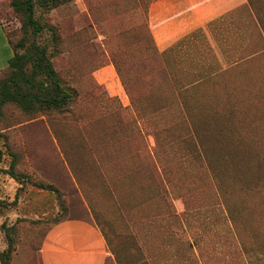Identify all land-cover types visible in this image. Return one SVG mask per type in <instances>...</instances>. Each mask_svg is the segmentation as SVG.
<instances>
[{
  "label": "rangeland",
  "instance_id": "1",
  "mask_svg": "<svg viewBox=\"0 0 264 264\" xmlns=\"http://www.w3.org/2000/svg\"><path fill=\"white\" fill-rule=\"evenodd\" d=\"M157 1L70 0L39 10L55 40L50 31L27 34L11 0H0L16 50L48 45L63 84L77 91L62 109L0 101V253L10 239L11 264H42V238L59 219L104 229L106 264H168L164 199L200 245L195 264H264V182L240 180L254 181L248 167L264 160V34L248 2L161 51L150 26ZM255 1L264 16V0ZM225 51L235 54L232 67ZM193 120L212 131L209 150L241 158L194 155Z\"/></svg>",
  "mask_w": 264,
  "mask_h": 264
},
{
  "label": "trees",
  "instance_id": "2",
  "mask_svg": "<svg viewBox=\"0 0 264 264\" xmlns=\"http://www.w3.org/2000/svg\"><path fill=\"white\" fill-rule=\"evenodd\" d=\"M68 1L70 0H11V6L13 7L14 11L22 18V27L27 34L38 38L40 36H43L46 31H50L52 32L53 38L57 40L58 36L55 26L50 25L45 20L43 21L42 17L40 15H37V12L39 10L49 11L51 9L59 7L62 4L67 3ZM248 2L249 6L255 13L257 24L264 34V16L262 14L263 9L262 7H259L255 0H248ZM215 21L216 20L210 22V24L213 25ZM8 39L10 41V44L12 45L14 54L10 59L8 68L6 69H11L10 74L7 78H5V80H3L0 88L1 103L14 102L29 111L33 109L36 104L44 109H62L74 100L77 95V91L63 84L61 77L59 76L57 70L54 68V65L50 59L48 53V45L37 44L35 41H32V43L27 46V50L20 53L16 50L17 45L12 44V40L10 39L9 35ZM18 46L25 47L26 42L24 40H20L18 42ZM223 54V56L226 59L228 58L230 62L229 67H232L233 65H231L230 60L233 59V56L235 54L229 53L227 51H225ZM29 68L30 72L28 73ZM196 86L197 85L195 84L184 85L185 91H191L193 87ZM193 124L195 129L198 131V137L200 138V149L197 148L196 150H194V155H197V157H199L202 154H207L211 158L217 152L220 160L225 159L226 161H230L232 159H235L236 157L241 158L242 152H239L238 150L230 151L224 150L223 148H218L215 151L214 149L209 150V147L207 143H205V140H208V137L213 133L210 129L204 127L208 124L205 123V125H202V122L199 120H193ZM218 131L222 132L220 129H218ZM155 143V149L157 150L160 146L157 136L155 137ZM248 168L249 170L253 171L255 180L248 181L247 179H245V177H241L240 180L242 181V183H244L246 187L262 186V183L264 182V160H260L256 164H254L253 166H249ZM143 171L138 169V172ZM229 171L232 172L235 177L238 176V173L234 169L229 168ZM238 171L240 170L238 169ZM9 172L12 174V176L16 177L15 160H13ZM222 184L225 185V182ZM51 190L57 191V189L53 187ZM164 202L166 206L165 211L167 214L166 220L168 222L166 231V237L168 239V260L170 261L168 264H186L184 262L185 257H190V264H195L192 259L195 255L194 251H196L197 249L196 244L199 245V243L196 241V239L192 240L189 237H186L183 214L174 209V205L166 201V199H164ZM122 203L123 202L121 201L120 207H122ZM122 214L123 216L126 215L123 209ZM230 214L232 216V219L237 224V217L235 216V213H233V211H230ZM157 216L159 215L156 214V218H158ZM61 221L64 220L59 219L54 224ZM102 232L106 238L107 243L109 244L110 238L108 234L104 229H102ZM128 236L133 237L135 240L137 237V239L139 240L137 234L135 235L127 233L126 237ZM145 239L147 242L148 234L144 235L142 240H144L145 242ZM11 245L12 242L9 239L8 249L0 253V262L2 264H11ZM138 248L142 251L144 247L141 244L138 246ZM141 253L145 254V250L143 249ZM115 254L117 256L116 251ZM147 254L150 256V258H152V255H150L149 252ZM148 262L149 260L145 261L144 264H153V261H150L149 263Z\"/></svg>",
  "mask_w": 264,
  "mask_h": 264
},
{
  "label": "crops",
  "instance_id": "3",
  "mask_svg": "<svg viewBox=\"0 0 264 264\" xmlns=\"http://www.w3.org/2000/svg\"><path fill=\"white\" fill-rule=\"evenodd\" d=\"M159 0L150 8V26L163 51L193 30L244 6L248 0ZM14 54L7 29L0 25V72ZM101 228L81 219L53 224L40 244L42 264H106L110 256Z\"/></svg>",
  "mask_w": 264,
  "mask_h": 264
}]
</instances>
